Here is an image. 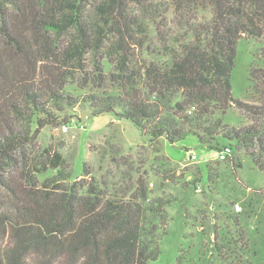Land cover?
Segmentation results:
<instances>
[{
	"label": "trees",
	"instance_id": "1",
	"mask_svg": "<svg viewBox=\"0 0 264 264\" xmlns=\"http://www.w3.org/2000/svg\"><path fill=\"white\" fill-rule=\"evenodd\" d=\"M242 39L262 46L249 102L233 96ZM81 105L131 121L151 145H229L264 173V0H0V264L160 260L174 199L151 198L144 176L124 190L40 186L31 147ZM233 107L250 124H227Z\"/></svg>",
	"mask_w": 264,
	"mask_h": 264
},
{
	"label": "rangeland",
	"instance_id": "2",
	"mask_svg": "<svg viewBox=\"0 0 264 264\" xmlns=\"http://www.w3.org/2000/svg\"><path fill=\"white\" fill-rule=\"evenodd\" d=\"M151 38L153 48H162L155 31ZM261 47L254 39L240 41L232 75L235 99L249 102V73ZM66 91L74 97L86 94L76 84ZM70 114L69 123L41 130L31 147L30 165L40 186L57 178L62 188L87 181L95 188L107 183L112 190H124L144 176L151 198L174 199L156 264L178 259L181 264H264V173L245 153L234 151L219 161L217 151L194 137L151 145L131 121L114 114L93 118L83 105ZM224 121L235 127L251 122L235 107ZM224 144L220 141L218 149Z\"/></svg>",
	"mask_w": 264,
	"mask_h": 264
},
{
	"label": "built area",
	"instance_id": "3",
	"mask_svg": "<svg viewBox=\"0 0 264 264\" xmlns=\"http://www.w3.org/2000/svg\"><path fill=\"white\" fill-rule=\"evenodd\" d=\"M188 153L191 157V160H195L197 158L196 154H194L192 151H189ZM233 154H234L233 148L229 145H226L222 147L219 151H217V159L219 161H226L228 158L232 157Z\"/></svg>",
	"mask_w": 264,
	"mask_h": 264
},
{
	"label": "water",
	"instance_id": "4",
	"mask_svg": "<svg viewBox=\"0 0 264 264\" xmlns=\"http://www.w3.org/2000/svg\"><path fill=\"white\" fill-rule=\"evenodd\" d=\"M190 159H191V157H190Z\"/></svg>",
	"mask_w": 264,
	"mask_h": 264
},
{
	"label": "crops",
	"instance_id": "5",
	"mask_svg": "<svg viewBox=\"0 0 264 264\" xmlns=\"http://www.w3.org/2000/svg\"><path fill=\"white\" fill-rule=\"evenodd\" d=\"M99 118V117H98Z\"/></svg>",
	"mask_w": 264,
	"mask_h": 264
}]
</instances>
